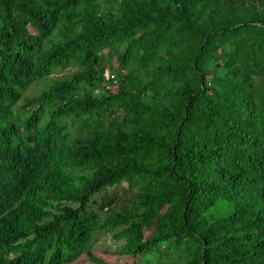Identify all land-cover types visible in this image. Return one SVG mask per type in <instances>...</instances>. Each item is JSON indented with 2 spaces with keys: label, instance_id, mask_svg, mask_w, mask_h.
I'll use <instances>...</instances> for the list:
<instances>
[{
  "label": "trees",
  "instance_id": "16d2710c",
  "mask_svg": "<svg viewBox=\"0 0 264 264\" xmlns=\"http://www.w3.org/2000/svg\"><path fill=\"white\" fill-rule=\"evenodd\" d=\"M103 233L264 264V0H0V264H109Z\"/></svg>",
  "mask_w": 264,
  "mask_h": 264
},
{
  "label": "rangeland",
  "instance_id": "374dc122",
  "mask_svg": "<svg viewBox=\"0 0 264 264\" xmlns=\"http://www.w3.org/2000/svg\"><path fill=\"white\" fill-rule=\"evenodd\" d=\"M110 5L109 4H105L103 6L104 9H107ZM75 67H69L65 70H63L62 72L56 73L51 75L52 77H58V78H65V77H69L73 71H75ZM46 81L45 80H40L38 82H36L34 85H32L28 91L26 92V96H30V95H35L37 94L40 89H42L43 87L46 86ZM124 188H126V184L123 183L121 186L119 187H111L108 188L107 191H115L117 193V195H120L124 192ZM122 243L121 240H114L111 238V236L107 233H103L101 235H99V237L97 238L96 242L93 244L92 247V251L93 253L98 257L103 259L106 263L109 264H157L156 259L159 256V254L164 251L166 249V243H160L158 248H157V252L153 255H151V257L149 258L150 261L149 262H145L144 259H138V258H134L131 255H126V254H122L120 253V244ZM173 248H171L170 250H172ZM169 250V251H170ZM176 252L174 251L170 256V262L173 261L176 263V261L178 262L179 259L178 257L176 258ZM144 262V263H143ZM80 264H95L90 262L89 260L85 259L83 260Z\"/></svg>",
  "mask_w": 264,
  "mask_h": 264
}]
</instances>
